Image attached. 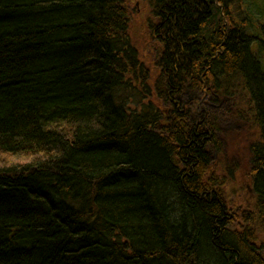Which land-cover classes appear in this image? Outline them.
<instances>
[{
	"label": "trees",
	"instance_id": "trees-1",
	"mask_svg": "<svg viewBox=\"0 0 264 264\" xmlns=\"http://www.w3.org/2000/svg\"><path fill=\"white\" fill-rule=\"evenodd\" d=\"M149 2L155 79L128 0H0V155L25 160L0 165V264H264V0ZM231 117L257 129L239 213Z\"/></svg>",
	"mask_w": 264,
	"mask_h": 264
},
{
	"label": "rangeland",
	"instance_id": "rangeland-1",
	"mask_svg": "<svg viewBox=\"0 0 264 264\" xmlns=\"http://www.w3.org/2000/svg\"><path fill=\"white\" fill-rule=\"evenodd\" d=\"M128 1L132 11L131 31L134 43L138 46L142 59L151 69L153 79H155L158 71L155 62L159 52L158 47H154L148 30V20L152 13L150 2L149 0ZM207 98L209 100L206 92L190 91L185 96L186 102L184 104L199 103L201 100H207ZM209 106L212 111H226V108L223 109L225 106L224 100L217 103L211 102ZM254 125V122L247 124L237 117H231V119L224 121L222 123V133L220 134L222 146H220L219 151H214L212 155L216 165L215 169L227 179V197L234 205V208L231 209L237 213L242 212L247 207L245 199L253 197L247 170L250 167L248 146L257 136V129ZM24 161V159L7 154L0 155V165L19 164Z\"/></svg>",
	"mask_w": 264,
	"mask_h": 264
}]
</instances>
